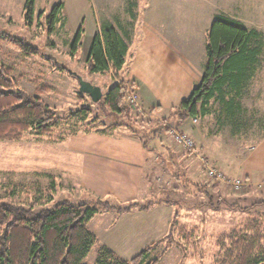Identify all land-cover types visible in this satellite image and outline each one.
<instances>
[{"label":"rangeland","instance_id":"obj_1","mask_svg":"<svg viewBox=\"0 0 264 264\" xmlns=\"http://www.w3.org/2000/svg\"><path fill=\"white\" fill-rule=\"evenodd\" d=\"M77 1L83 2L81 9L93 14L97 32L103 24H109L124 37L132 36L136 30L145 37L147 26L164 25L170 34L165 41L169 49L175 39L177 47L173 49H194L200 58H203L206 31L217 16H225L255 31L258 38L253 39L249 47L257 49L256 63L235 98L239 110L229 117L223 105L212 99L205 117H197L195 123L186 122L190 123L184 129L186 132L171 125L173 119L168 124H157V121L148 124L140 114L139 98L131 86L139 110L128 106L124 99L131 112L110 114L104 107L92 103L88 95L79 93L76 78L67 73L71 71L102 88L103 95L116 84L112 72L89 74L86 69L92 36L86 28L87 22L84 26L82 22L79 24L81 10H77L78 13L72 10L78 15L77 22L72 24L75 16L70 13L69 0H36L33 22L27 28L23 12L25 0H0V29L39 51L37 56L25 57L15 46L3 42L0 64L12 70L11 77L28 95L33 96L38 88L45 87L40 98L59 119L47 136L28 132L16 142L0 141V204L10 203L37 212L62 201L87 200L91 196L77 178L75 156L84 135L116 127L132 133V127L143 133V140L153 147L154 131L155 134L165 133L164 126L171 125L191 136L203 162L200 163L193 152L173 145L167 133L168 138L163 135L159 143L164 153L155 154L154 165L147 170L144 199L140 197L137 202L167 201L168 205H157L167 207V213L158 216L154 212L152 219L127 216L115 225V212L97 214L88 225L89 230L97 234V243L84 263L96 264L99 248L106 245L118 259L130 261L161 236L149 245L152 248L150 260L156 258L157 264H217L221 257L217 242L223 234L239 230L247 221L255 219L264 224V0ZM58 3L65 6L59 22L48 32L46 17ZM81 25L84 30L81 45L71 57L69 44ZM194 61L186 70L196 73ZM230 97L234 96L227 95L225 99ZM82 105L91 106L93 112L84 117L75 114ZM166 149L170 156L177 157L175 163L168 159ZM205 165L215 171L218 169L224 180L211 177ZM233 182L239 187H233ZM167 218L170 222L163 233Z\"/></svg>","mask_w":264,"mask_h":264},{"label":"trees","instance_id":"obj_2","mask_svg":"<svg viewBox=\"0 0 264 264\" xmlns=\"http://www.w3.org/2000/svg\"><path fill=\"white\" fill-rule=\"evenodd\" d=\"M34 8L35 0H25L23 12L27 28L32 25ZM62 9L63 4L58 3L47 15L48 32L59 22ZM83 32L81 25L69 44L71 57L80 48ZM257 38L255 31L247 30L225 16L214 18L206 34V63L201 80L190 96L170 111L169 120H174V126L178 127L190 118L205 117L212 99L223 105L229 117L234 116L239 110L235 98L240 95L256 63L257 49H251L249 44ZM3 42L15 46L25 57L39 54L38 48L0 29V47ZM126 52L127 40L113 26L103 24L92 36L85 60L86 69L89 74L112 72L117 77L125 64ZM70 72L67 70L69 75ZM11 74V69L0 64V141L16 142L28 132L41 137L49 135L59 119L40 98L46 88L40 87L35 95H28L19 89ZM231 94L234 97L226 100L225 97ZM95 105L104 107L113 115L130 113L131 109L124 104V81L113 84ZM91 112V106L82 105L75 114L84 117ZM147 123L151 124L150 121ZM130 129L146 147L148 141L143 140V133ZM162 203L168 205L167 201H157L120 206L91 196L78 203L58 202L37 212L2 203L0 264H85V258L97 243L88 228L97 214L147 211ZM217 246L221 252L217 264H264V224L257 219L247 221L241 229L223 234ZM151 253L152 248L148 246L130 261H123L108 248L100 247L96 264H157L156 258L150 260Z\"/></svg>","mask_w":264,"mask_h":264},{"label":"crops","instance_id":"obj_3","mask_svg":"<svg viewBox=\"0 0 264 264\" xmlns=\"http://www.w3.org/2000/svg\"><path fill=\"white\" fill-rule=\"evenodd\" d=\"M76 1L69 0L70 13L75 16L71 23L77 22V10H81L78 16L79 24L82 22L84 26L87 22L86 28L89 34L93 36L97 32L94 16L85 8L82 7L81 9L80 4L82 5L83 2ZM75 2L78 3L76 6ZM72 10H76L77 13L72 12ZM149 27L150 25L144 30L145 37L140 35L138 30L133 31V35H129V37H124L119 32L127 40V52L123 69L118 73L115 80L116 83L124 81L125 85L132 86V89L138 95L139 107L146 120L157 121V124H168L169 112L176 108L182 100L188 98L191 90L201 80L206 63L205 44L201 51L203 58L202 56L200 58V55L194 49L186 50L185 48V54H182L184 51L175 48L177 47L175 39L174 42L172 40L173 46H175L174 49L173 46L169 49V45L166 43L169 40L167 37H170L167 27L165 28L164 25L160 24L152 28ZM194 38L195 36L192 35V39ZM193 58L196 60L194 61ZM192 61L196 62V68L198 69L196 73L186 70ZM166 117H168L167 120ZM188 120L191 123L192 119H187L180 124L178 129L182 130L183 128L182 131L186 132L187 130L184 129L190 125V123H186ZM171 125L174 126L173 123ZM162 133L152 135V140L155 142L153 147L143 146V142L138 136L121 127L109 131L90 132L84 135L80 149L75 154L77 178L80 185L88 191L87 193L90 196L108 202L111 201L112 204L126 206L132 202H137L145 194L147 170L154 165L155 154L164 153L161 147L163 145L159 141L163 135L165 137L167 135L166 132ZM167 147L173 150L172 146L167 145ZM167 147H164V149ZM165 152L169 157L168 159L172 161L171 163L177 161L175 154L170 156L171 153L167 149ZM156 159L159 158L156 157ZM167 211L168 208L165 206H155L147 211L116 214L113 217L115 219L113 225L119 224L118 222L127 216H143L152 219V217H155L154 212H157L158 216H164ZM111 213L115 214L114 212ZM169 222L170 219L167 218L164 225L165 231L162 230L163 233L166 232ZM95 237L98 239L97 234ZM160 237L155 238L154 242H150L149 245L158 241ZM106 248L110 249L107 245Z\"/></svg>","mask_w":264,"mask_h":264},{"label":"built area","instance_id":"obj_4","mask_svg":"<svg viewBox=\"0 0 264 264\" xmlns=\"http://www.w3.org/2000/svg\"><path fill=\"white\" fill-rule=\"evenodd\" d=\"M124 93H125V98H124L125 103L128 106L133 107V109L139 110L137 96L135 95V93H133L131 87H125ZM193 122L195 123L196 119H194ZM167 135L174 145L181 147L185 151H189L191 153L193 152V154L198 157L200 163L203 162V159L200 156H198V154L196 153L195 143L191 138V136H189L187 133L180 132L173 127H168ZM206 168H208V174L211 177H214L215 179L221 178L224 180V177L222 176L221 172L218 169H216L215 171L213 167L206 166ZM232 185L235 188L239 187L238 183L235 184L233 182Z\"/></svg>","mask_w":264,"mask_h":264},{"label":"water","instance_id":"obj_5","mask_svg":"<svg viewBox=\"0 0 264 264\" xmlns=\"http://www.w3.org/2000/svg\"><path fill=\"white\" fill-rule=\"evenodd\" d=\"M74 76L79 85V93L86 94L90 98L92 103H97L103 96L100 87L92 85L89 81L84 80L75 73L70 72Z\"/></svg>","mask_w":264,"mask_h":264}]
</instances>
